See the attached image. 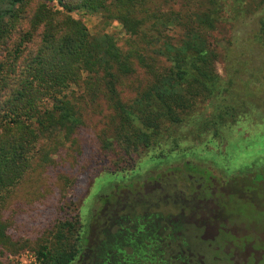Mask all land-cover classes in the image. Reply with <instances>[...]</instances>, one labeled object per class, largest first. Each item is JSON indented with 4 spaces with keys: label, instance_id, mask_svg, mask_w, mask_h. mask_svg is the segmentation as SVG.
I'll list each match as a JSON object with an SVG mask.
<instances>
[{
    "label": "trees",
    "instance_id": "1",
    "mask_svg": "<svg viewBox=\"0 0 264 264\" xmlns=\"http://www.w3.org/2000/svg\"><path fill=\"white\" fill-rule=\"evenodd\" d=\"M26 1L0 0V49L4 52L0 53L2 206L29 170L48 164L63 142H74L72 136L82 123L84 103L100 97L108 110L110 129L102 148L118 146L130 153L164 144L166 152H174L182 141L202 143L206 137L218 136L223 127L245 113L249 98L259 87L255 85L259 69L250 65L246 51L257 47L264 63V0H205L202 5L195 0L196 8L188 10H183L185 4L176 10H160L156 5L148 6V0H37L28 29L21 31L8 50L4 46L23 18ZM226 3L232 23L228 37L220 44L214 32L221 30ZM83 14L94 17L92 31L81 20ZM248 15H254L253 30L244 38L240 50L244 56L239 60L232 54L234 23ZM112 23L127 36L125 48L107 30ZM168 24L181 30L178 37L164 34ZM34 35L35 47L18 61ZM220 49L225 62L223 77L215 69ZM152 55L163 57L158 68ZM132 62L152 74L133 98L123 102L116 88L118 75L130 73ZM255 173L264 176V169ZM62 178L68 182L67 176ZM112 183V192H105L104 187L97 192L103 196L100 221L93 228L97 233L96 227L104 219L105 238L109 240L100 244L99 253L92 251L97 242L91 239L92 223L87 220L81 224L76 216H62L36 245V264H73L87 248L101 259L98 264L132 262L134 256L160 264L158 252L156 255L146 246L158 244L154 237L162 227L168 236L176 235L181 220L171 219L169 211L147 209L159 198L145 199L143 206L137 202L135 211L122 214L126 202L121 205L119 198L107 200L108 195L115 198L119 193L118 184ZM175 204L176 210L182 207L180 202ZM123 224H127V231L121 230ZM6 229L0 218V247L4 249L11 241Z\"/></svg>",
    "mask_w": 264,
    "mask_h": 264
},
{
    "label": "rangeland",
    "instance_id": "2",
    "mask_svg": "<svg viewBox=\"0 0 264 264\" xmlns=\"http://www.w3.org/2000/svg\"><path fill=\"white\" fill-rule=\"evenodd\" d=\"M147 2L148 6L156 5L160 10L180 9L183 4V10L196 8L195 0ZM204 2L198 0L196 3L202 5ZM36 5L37 0L26 1L23 18L9 34L4 46L6 49L11 50L18 36L28 29V19ZM227 6L226 3L221 30L214 32L220 44L228 37V25L232 23ZM80 18L92 31L94 17L83 14ZM234 24L236 36L232 54L241 60L244 55L240 50L244 47V38L253 30L254 15L240 17ZM107 30L116 36L121 48H125L127 36L119 33L117 24L112 23ZM180 32L176 25L171 24L164 29V34L171 37H178ZM30 40L18 61H22L27 52L35 47L37 37L34 35ZM221 49L215 69L223 77L225 62ZM249 49L246 53L251 57L250 65L259 69V82L255 81L259 87L249 98L250 105L245 113L240 114L233 124L223 127L218 136L206 137L202 143L185 140L181 142V148L174 152H166L164 144L151 150L140 148L130 153H124L118 146L102 148V140L107 138L110 129L108 110L99 96L95 102L84 103L82 123L72 136L74 142L72 139L63 142L48 164L29 170L6 203L0 205V218L6 223V232L11 240L9 247H0V264H36V245L62 216H76L81 224L87 220L92 223L89 230L91 239L97 241L94 245L98 254L100 244L109 240L105 238L107 227L103 225L104 219L96 227L97 233L93 228L100 221L98 213L103 196L97 192L103 187L105 192H112L115 189L112 182L120 187L117 189L119 193L115 198L108 195L107 200L119 198L121 205L126 202L122 214L135 211L133 206L137 202L143 206L145 199L154 201L157 198L160 201L155 200L153 206L148 205L147 209L174 212L175 203L182 199L180 193L191 194L188 197L191 199L194 194L209 198L207 193L212 192V200L219 201L220 206L215 210V216L219 217L203 219L210 229L205 232L202 228L196 236L192 233L194 228L189 225L188 233L191 234L186 237L189 247L194 248L196 242L200 243L199 260L204 264H264V176L255 173L260 168L264 169V63L263 54L257 47ZM1 52L4 54L2 49ZM157 56L158 59L152 55L156 68L160 66L159 61H163L162 56ZM132 68L130 73L118 75L116 88L123 102L133 98L152 74L140 63L132 62ZM76 91L81 92L79 88ZM206 109L209 110V107ZM160 151L164 152L163 155ZM64 175L68 178L66 183L63 182ZM121 227L124 231L127 224ZM165 228L162 227L155 240L162 239L161 236L166 234ZM202 261L200 264H203ZM81 263L82 259L73 262ZM82 264H86L85 261Z\"/></svg>",
    "mask_w": 264,
    "mask_h": 264
},
{
    "label": "flooded vegetation",
    "instance_id": "3",
    "mask_svg": "<svg viewBox=\"0 0 264 264\" xmlns=\"http://www.w3.org/2000/svg\"><path fill=\"white\" fill-rule=\"evenodd\" d=\"M211 193L212 192L207 193L209 198H203V195L201 196L198 195L199 197H197V195L194 194L191 197V199H188V197L191 194H188V196H186L180 193L181 198H182L180 201L182 202V207H180V209L174 212L167 213L171 219L179 218L181 220L182 226L180 227L179 231L176 233V235H173V236L172 235L168 236V233L162 235L161 236L162 239L157 240L159 245L157 243L153 244L151 242V245L149 247L146 246L147 247L146 249H149L148 251L151 250L156 255L158 252V257L160 258L158 263L160 264H200V262L202 261V260L201 261L199 260V258L201 257L200 243L196 242L194 248L189 247V242L186 241V237L189 236V234H191V233H188L189 225H192V227L194 228L192 233L194 232L193 235L196 236L197 235L196 233L199 232L200 229L203 228L205 232H207V230L210 229V226L206 225L208 222L204 220H208L210 218L214 219V218L219 217V216H215V213H216L215 210H217V207L220 206L219 201L216 199L215 201L212 200ZM164 195L165 197L168 196L166 194ZM173 195H175V193H173ZM189 200H191L190 203H189ZM189 214H192V215L189 216ZM145 245H148V243H146ZM93 250L96 251V248L94 247L92 251ZM92 251L90 248H87L83 252L82 257L74 261L77 262L78 260L82 259V263L83 261H85L86 264L100 263L101 259H99L96 256V254ZM119 255H121V253ZM119 261H120L119 264H152L153 263L150 260L142 261L136 256L132 258V262H126L123 260H119Z\"/></svg>",
    "mask_w": 264,
    "mask_h": 264
}]
</instances>
